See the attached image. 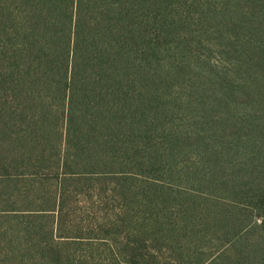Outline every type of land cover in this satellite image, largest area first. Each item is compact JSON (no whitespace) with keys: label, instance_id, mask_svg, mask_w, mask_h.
Segmentation results:
<instances>
[{"label":"trees","instance_id":"1","mask_svg":"<svg viewBox=\"0 0 264 264\" xmlns=\"http://www.w3.org/2000/svg\"><path fill=\"white\" fill-rule=\"evenodd\" d=\"M264 263V0H0V264Z\"/></svg>","mask_w":264,"mask_h":264},{"label":"rangeland","instance_id":"2","mask_svg":"<svg viewBox=\"0 0 264 264\" xmlns=\"http://www.w3.org/2000/svg\"><path fill=\"white\" fill-rule=\"evenodd\" d=\"M245 264H252L251 262H245ZM262 264H264V263H262Z\"/></svg>","mask_w":264,"mask_h":264}]
</instances>
